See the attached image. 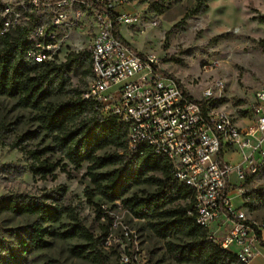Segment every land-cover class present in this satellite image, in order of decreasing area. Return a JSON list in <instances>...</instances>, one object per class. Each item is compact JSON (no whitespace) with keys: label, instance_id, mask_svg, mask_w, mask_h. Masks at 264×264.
Returning a JSON list of instances; mask_svg holds the SVG:
<instances>
[{"label":"built area","instance_id":"1","mask_svg":"<svg viewBox=\"0 0 264 264\" xmlns=\"http://www.w3.org/2000/svg\"><path fill=\"white\" fill-rule=\"evenodd\" d=\"M0 1L1 34L32 15L39 20L29 50L36 61L61 63L72 52L88 56L93 76L83 98L93 100L103 117L128 124L130 147L146 143L166 157L175 178L194 191L197 223L210 230L221 248L234 253L239 264H252L262 254L260 225L243 209L249 202L245 190L240 193L242 205L233 207L231 175L235 170L243 182L264 174V86L252 93L241 119L221 107V79L206 87L201 99L195 98L155 68L156 57L143 58L126 40L123 31L146 26L143 16L122 10L127 0ZM82 25L89 26L92 39L76 49L73 32ZM224 150L241 153L242 161L223 163Z\"/></svg>","mask_w":264,"mask_h":264},{"label":"trees","instance_id":"2","mask_svg":"<svg viewBox=\"0 0 264 264\" xmlns=\"http://www.w3.org/2000/svg\"><path fill=\"white\" fill-rule=\"evenodd\" d=\"M209 1L196 0L181 22L204 11ZM1 9L0 1V12ZM261 20L264 21V17ZM38 22L32 15L28 21L4 34H1L0 25V96L14 98L16 106L34 111L38 124L36 129H27L7 142L4 140L9 128L1 122L0 142L21 152L29 162L27 165L8 163L3 168L11 174L24 173L28 168L34 176L56 179L57 170L69 173L67 166L78 169L87 163V176L92 186L86 188V196L99 217L102 210L95 201L96 196L108 203L120 201L133 217L143 220L153 234L166 240L167 251L177 262L239 264L234 253L221 248L211 237L210 230L197 223L194 191L175 178L170 161L156 154L146 143L130 147L128 124L103 117L95 110L93 100L83 98L93 76L87 55L72 52L61 63L38 62L29 55L33 45L30 38ZM116 29L122 39L118 24ZM259 45L264 50V40L259 41ZM155 68L183 87L173 74L156 65ZM72 74L87 76L85 87L74 86ZM65 95L69 98L54 100ZM41 135L50 142L31 147V141ZM108 148L114 151L100 153ZM139 185L153 186L154 190L134 191ZM261 196L264 199V194ZM47 198L48 194L38 197L25 192L0 196V214L33 218L28 232L30 241L21 238L19 245L26 251L29 248L41 250L49 246L46 238L50 234L61 239L79 237L85 243L73 246L74 254L90 258L96 264H107L102 240L85 226L71 207L49 203ZM245 206L252 211L256 209L249 202ZM64 215L70 219V224L62 231L51 232L46 224L60 222ZM257 233L262 240L260 228ZM7 249L0 240V250ZM9 255L11 261L19 263L17 256Z\"/></svg>","mask_w":264,"mask_h":264},{"label":"rangeland","instance_id":"3","mask_svg":"<svg viewBox=\"0 0 264 264\" xmlns=\"http://www.w3.org/2000/svg\"><path fill=\"white\" fill-rule=\"evenodd\" d=\"M196 0H127L123 11L143 16V29L130 28L123 31L126 40L137 51L157 58L159 68L177 77L183 88L195 98L201 99L203 90L221 79L225 92L221 107L238 119L252 93L264 86V50L259 41L264 40V0H210L208 7L181 22L185 13L194 7ZM157 26H151L152 21ZM73 46L82 49L92 39L88 25L78 26L73 32ZM73 85H86L87 76L72 74ZM85 87V86H84ZM65 95L54 100H66ZM35 112L16 106V99L0 96V124H7L9 131L4 141H10L27 129H36ZM247 119V118H246ZM242 121H247V120ZM40 136L31 141V147L49 143ZM44 141V142H43ZM113 148L100 152H113ZM248 152V150H247ZM232 165L242 161V154L230 155ZM27 165L29 162L16 149L0 142V196L25 192L42 197L48 194L49 203L71 207L78 218L102 240L103 253L107 264H185L177 262L167 251L166 240L153 234L143 220H139L125 209L120 201L105 202L95 197L101 206L98 216L95 206L86 196V188L92 186L87 176L88 164L75 169L67 166L69 173L58 171L56 179H42L34 176L27 168L24 173L11 174L5 164ZM134 191H153L149 185L135 186ZM245 190L249 205H255L259 212L244 207L249 218L257 221L264 235V174L247 177L236 185L231 197L241 199L240 191ZM234 195V196H233ZM33 218L0 214V240L7 250H0V264H96L92 259L77 256L71 250L85 241L76 237L61 239L48 235L49 246L36 250H24L20 239L29 240L28 232ZM70 224L64 215L57 223L46 224L51 232L62 231ZM103 227H106L104 229ZM30 241V240H29ZM18 257L19 263L9 254ZM263 256L257 255L252 264H262Z\"/></svg>","mask_w":264,"mask_h":264},{"label":"crops","instance_id":"4","mask_svg":"<svg viewBox=\"0 0 264 264\" xmlns=\"http://www.w3.org/2000/svg\"><path fill=\"white\" fill-rule=\"evenodd\" d=\"M235 154H237V152H234V151H232V150H224L223 152H222V154H221V160H222V162L223 163H225V164H229V165H232L231 164V162H230V160H231V158L229 157L230 155H235ZM240 183L241 182H239L238 180H237V176H236V173H235V170H234V172H233V174L231 175V185H232V190L230 191V195H232V192H233V190L235 189V186L236 185H240ZM240 192L242 191L241 189L239 190ZM234 196V195H233ZM240 198V197H239ZM241 199V198H240ZM242 205V200H240V201H238V199H234L233 200V207H240ZM256 213L257 212H259V210L258 209H255L254 210ZM260 230H261V232H262V240L264 241V235H263V229H262V227H260ZM261 250H262V256H263V263L262 264H264V245L262 244V242H261Z\"/></svg>","mask_w":264,"mask_h":264}]
</instances>
